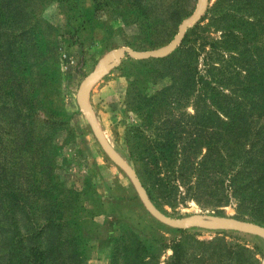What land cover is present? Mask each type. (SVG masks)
Returning a JSON list of instances; mask_svg holds the SVG:
<instances>
[{
    "label": "rangeland",
    "instance_id": "obj_1",
    "mask_svg": "<svg viewBox=\"0 0 264 264\" xmlns=\"http://www.w3.org/2000/svg\"><path fill=\"white\" fill-rule=\"evenodd\" d=\"M29 1L24 4L27 10L37 11L47 38L51 41L58 39L60 44L57 50L58 79L49 88H42L39 93V97L45 99L43 105L47 114L49 108L58 111L59 117H54L58 121L50 134L45 133L49 130L46 128L31 140L33 144L38 143L40 146L48 147L53 144L56 152L51 161L53 165L48 164L49 161L45 163L50 165L47 166L51 173V177L47 178V182L51 181L50 196L44 201L42 195L38 202L31 198L36 202V208L32 209L31 206L30 213H33L34 216L31 217L37 225L49 217L64 218L66 226L60 229L50 227L46 231L47 237H56L58 233L64 238L68 235L82 237L85 264H111L112 237L125 235L130 239L134 234L143 238L149 247L151 245L155 254L154 259L148 258L146 260L149 263L143 264H172L173 250L167 246L174 239H179L184 246L181 264H264V238L260 235L235 229L196 226L177 228L153 216L141 200L130 177L102 147L88 113L77 101L84 79L100 66L106 55L122 46L155 49L167 45L177 34L182 21L194 13L199 0H51L47 4L42 3V0ZM218 1L206 0L202 16L187 30L191 33L190 42L199 53L198 69L201 74H207L206 58L212 51L210 43L225 40L224 35L228 31L226 24L216 26L213 21ZM245 1L222 0L224 6L229 7L231 15L237 16L242 22L240 27L244 30L240 32L245 36H240V55H236L240 56L238 58L243 69L252 71L256 70V63L253 61L255 54L260 57L264 53V50H253L254 45L261 46L264 43V34H259L255 39L249 29L254 28L252 23H264V0L256 3L254 0L255 10L247 7ZM70 5L73 7L70 8ZM231 5L237 8V13L233 12ZM248 10L255 11L256 14L249 18L246 15ZM71 16L74 18L69 20ZM44 20L54 29H48ZM205 36L209 40L203 45ZM232 41L233 38L229 37L226 44H223L226 47L223 52L226 58L233 54L227 49L233 46ZM158 58L160 57L136 59L130 55L125 56L118 66L92 82L85 98L93 108L105 137L136 170L143 185L146 184L144 186L147 192L151 183L141 172V166L133 155L144 150V137L154 139L159 133L167 134V130L159 123L144 122L129 109L127 103L130 101L128 92L133 86L130 82L137 80V83H141L147 79V72L161 68ZM249 61L252 63L249 65L251 68H246L245 63ZM2 71L0 67V74ZM167 81V78H160L156 84H150L147 86L149 92L163 88ZM145 84L148 85L147 82ZM142 90L144 92L141 87H136L133 95L142 96ZM225 92L232 95L228 90ZM217 105H210V109L217 115L212 116L214 122L206 127L191 116L196 112L192 104L184 108L187 116L182 117L185 127L182 135L201 127L212 131V136L224 142L228 126L223 112L225 102L220 100ZM39 107L42 112L38 126H44L47 124L45 112L43 106ZM241 126L239 123L237 128ZM178 130H182V127ZM40 136H45L46 141H42ZM47 152L48 149L46 154ZM205 152L206 149H203V153ZM1 155L6 161L12 157L9 151L2 152ZM43 155L41 154L42 161L48 160ZM21 173L26 172L21 168ZM19 184L26 185L25 177L19 178ZM156 193L158 197L154 201L151 199L153 203L173 218L208 215L243 219L236 217L234 202L223 207H203L194 200H187L173 206L159 196V190ZM16 216L21 219L25 215L17 211ZM243 220L252 221L249 217ZM34 224L22 220L23 232L28 233L31 230L28 229L29 226ZM121 246H124L122 240ZM120 264H124L122 257Z\"/></svg>",
    "mask_w": 264,
    "mask_h": 264
},
{
    "label": "trees",
    "instance_id": "obj_2",
    "mask_svg": "<svg viewBox=\"0 0 264 264\" xmlns=\"http://www.w3.org/2000/svg\"><path fill=\"white\" fill-rule=\"evenodd\" d=\"M48 1L51 0H42V3ZM24 2L30 1L0 0V67L3 69L0 74V263L85 264L82 237L68 235L64 238L61 233L47 237L50 227L66 226L63 217H49L44 220L46 223L37 225L30 213L31 206L34 209L35 203L41 201L40 196L46 201L52 192L51 181L47 182L51 177L47 166L53 165L55 146H40L31 140L46 128L49 130L45 133L50 134L58 121L54 119L59 117L58 111L49 108L47 114L43 105L45 99L40 98L39 93L58 79L60 44L58 39L47 38L37 11L27 10ZM255 3L254 0L245 1L251 10H255ZM224 5L222 0L216 3L214 11L217 14L213 21L216 26L226 24L228 31L225 40L210 43L212 51L206 58L207 74H201L198 69L199 53L190 42L189 30L175 51L158 58L161 68L147 72V79L141 83L130 82L133 86L128 92L129 109L144 122L159 123L167 130V134L159 133L154 139L144 137V150L133 158L151 183L148 193L153 201L159 190V196L173 206L187 200H194L203 207H223L234 202L236 217H249L264 225V53L260 57L255 54L256 70L243 69L240 56H237L240 55V36H245L240 32L244 30L240 27L242 22ZM231 6L237 13V8ZM254 12L248 10L246 15L252 18ZM43 23L48 29H54L49 22L44 20ZM252 25L254 28L249 31L255 39L264 34V23L258 21ZM229 37L233 38V46L227 49L233 54L226 58L223 44ZM208 38L203 37V45ZM132 47L136 50L151 48ZM253 50H264V43L254 45ZM250 62L245 63L246 68H251ZM160 78H167L168 83L149 92L147 86L156 84ZM136 87L144 89L142 96L133 95ZM220 100L225 102L223 112L228 125L224 142L201 127L182 135L185 128L182 117L187 116L184 108L192 104L196 112L191 116L206 127L214 122L212 116L217 115L210 105L218 106ZM39 106H43L45 112L47 124L44 126H38L42 112ZM239 123L242 126L237 128ZM179 127L182 130L177 131ZM40 137L46 141L45 136ZM44 150L48 160L42 161ZM5 151L12 154L7 161L1 155ZM47 161L50 165H45ZM21 168L26 173H21ZM21 177H25L27 186L19 184ZM17 211L25 216L19 219ZM22 220L35 223L29 226L28 233L23 232ZM112 238L111 264H120L121 257L124 264H143L146 259L155 257L151 245L149 247L140 236L134 234L127 239L125 235H114ZM167 247L173 250L171 263L181 264L183 243L174 239Z\"/></svg>",
    "mask_w": 264,
    "mask_h": 264
},
{
    "label": "water",
    "instance_id": "obj_3",
    "mask_svg": "<svg viewBox=\"0 0 264 264\" xmlns=\"http://www.w3.org/2000/svg\"><path fill=\"white\" fill-rule=\"evenodd\" d=\"M205 5L206 0H199L198 6L194 13L182 21L175 37L163 47L140 51L129 46H122L111 51L108 55L104 57L100 66L84 79L83 83L81 84V88L77 94V101L81 108L88 113L92 127L95 133L97 134L98 139L106 153L111 159H113L115 163H117L127 173V175L132 180L144 205L146 206L148 211L157 219L177 228L196 226L209 229H235L252 234H257L264 238V225L248 220L237 219L234 217H216L208 215H194L185 218H173L163 213L151 200L136 170L125 158L118 154V152L109 143L103 133V130L97 122V118L93 108L85 99L92 82L95 79L101 77L110 69L118 66L125 56L130 55L131 57L136 59H148L154 57H165L175 51L177 47L182 43L189 27L192 24L196 23L202 16L205 9Z\"/></svg>",
    "mask_w": 264,
    "mask_h": 264
}]
</instances>
